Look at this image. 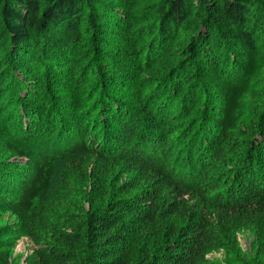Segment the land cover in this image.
Masks as SVG:
<instances>
[{"label":"trees","instance_id":"1","mask_svg":"<svg viewBox=\"0 0 264 264\" xmlns=\"http://www.w3.org/2000/svg\"><path fill=\"white\" fill-rule=\"evenodd\" d=\"M3 93L26 264H213L255 216L264 264V0H0ZM90 150L94 206L60 196L49 219L55 162Z\"/></svg>","mask_w":264,"mask_h":264},{"label":"rangeland","instance_id":"2","mask_svg":"<svg viewBox=\"0 0 264 264\" xmlns=\"http://www.w3.org/2000/svg\"><path fill=\"white\" fill-rule=\"evenodd\" d=\"M50 95L54 98L65 96L60 90L50 91ZM5 97L6 93L0 94V131L3 130L2 120L6 117L7 111H12L11 106L7 108L6 104L3 103ZM61 101L64 104V101L68 102V100L63 99ZM18 122L16 118L12 121L13 131L18 130ZM27 164L26 157L20 158L13 153H8L0 143V186L3 187L5 183L9 185L19 182L24 172L27 171ZM100 165V159L91 150L84 154H73L63 160L56 161L54 178L51 181L48 195L39 198L34 205L39 209L41 203V208L45 209V215L51 219V208L54 206L55 200L60 196L76 193L83 202L84 208L89 210L94 206L93 200L100 188L99 181L102 177L100 176ZM258 218L255 216L251 219L254 225L249 228L238 229L239 225L236 223L231 226L234 230L231 237L236 243V254L213 249L207 254L210 261L213 264H263L261 254H259V239L256 235L257 228L261 224L260 221H257ZM41 225L35 229L36 232H40ZM0 246L9 249L11 264H26L25 258L31 255L34 248L27 236L26 228L22 227L17 218L5 210L2 205H0Z\"/></svg>","mask_w":264,"mask_h":264}]
</instances>
